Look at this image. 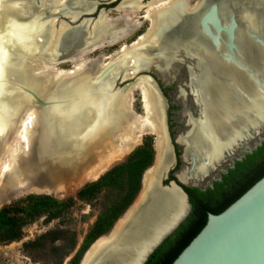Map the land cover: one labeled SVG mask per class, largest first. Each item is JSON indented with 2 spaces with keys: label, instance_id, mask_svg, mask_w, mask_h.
Returning a JSON list of instances; mask_svg holds the SVG:
<instances>
[{
  "label": "bare ground",
  "instance_id": "6f19581e",
  "mask_svg": "<svg viewBox=\"0 0 264 264\" xmlns=\"http://www.w3.org/2000/svg\"><path fill=\"white\" fill-rule=\"evenodd\" d=\"M138 1L125 0L121 2L119 16L111 17L108 14L105 18H97L95 22L85 20L77 28L76 32L84 29L86 33L85 37L79 36L71 41L72 43L84 41L83 47L75 46L68 50L70 51L68 53L73 54L71 60L67 61L72 64V70L60 69L59 65L62 63L58 66L51 65L46 59L56 57L59 53H67L61 48V40L66 39L63 35L70 29V24L56 18L45 21V17L49 10L57 5L56 10L75 21L80 11H90L87 0L53 2L45 0L38 5L37 10H34L28 1L23 2L24 12L34 14L33 21L36 26H32L28 31L16 32L7 45L0 46V60L5 64L7 74L15 81L40 91L50 99L56 97L67 100L48 109L46 117L42 119L40 111L34 107H28L26 114H22L18 128L13 132L15 138L17 131L19 132L18 139L0 162V182L6 178L20 177L18 186L23 187L27 179L29 180V175L38 172L49 177L54 175L58 181L61 173L74 170L80 160L90 157L94 152L109 146L110 149L113 148L115 154L122 144V148L118 149L129 151L137 144V138L145 132L158 136L156 162L145 175L143 191L138 201L115 225L109 236L100 239L91 247L83 264L109 262L114 255L116 257L119 251L121 252V249L123 254L125 248L138 236L153 232L154 229L159 231L169 227L186 209L182 197L176 191L166 192L157 187L159 174L170 157L163 134L162 100L154 86L147 78H141L125 93L113 89L106 81L95 86L89 85L88 75L90 78L98 75L110 61L116 59L120 61V55L125 53H133L135 60L131 63L137 70L146 69L150 63L160 70L167 69L174 58H181V50L190 55L195 52L208 57V62L211 60L218 68L219 73L215 77L210 75L208 78L209 73L202 83H198L197 75L191 73L192 87L198 86L203 90L209 107L205 126L192 125L193 129L184 140L187 153L194 152L200 156L204 154L208 158V165L201 164L194 168L193 178L201 177L209 165L218 161L223 150L232 145L240 135L242 126L249 128L255 116L263 114L258 99L259 93L252 86L249 77L220 61L221 50H214L208 46L199 26L201 18L211 6L216 5L224 17L230 14V8L241 0H199L193 6L188 0H153L147 7L145 6L144 19L150 23L148 30L138 42L129 47L124 41L128 40L141 25L137 13L141 7ZM243 1L264 8V2ZM246 29H250V25H247ZM36 37L41 38L44 44H34ZM120 43L122 44L119 49L110 54V57L101 53L95 60L89 59L95 52ZM156 51L161 57L153 60V53ZM7 52L12 55V59L9 60V56H6ZM32 59L38 61H31ZM121 66H124L123 63ZM32 71H41L46 74L42 79H46L34 78ZM78 72L80 74L77 79L70 80L71 82L66 80ZM53 77L57 79L55 82L52 81ZM119 77L121 80L131 79L135 77V73L124 71ZM220 78L224 80L219 81ZM199 79L201 81V77ZM226 87H233L235 92L222 93V88ZM136 92H140L142 96L143 115L132 109L133 95ZM3 93L2 98L0 97L1 123L11 119V115L16 111V105L21 106L26 99L24 95L10 88H6ZM102 109L105 110L104 114L99 116ZM71 140L73 142L67 145ZM17 146H22L24 151L32 152L30 158H26L27 156L19 158V152L16 154L17 150L15 151V148L18 149ZM54 177H51V180L55 181Z\"/></svg>",
  "mask_w": 264,
  "mask_h": 264
},
{
  "label": "water",
  "instance_id": "95a60500",
  "mask_svg": "<svg viewBox=\"0 0 264 264\" xmlns=\"http://www.w3.org/2000/svg\"><path fill=\"white\" fill-rule=\"evenodd\" d=\"M25 1H28L34 10H37L38 5L45 0H0V46L1 44L7 45L11 40L10 38L14 36L16 32L28 31L32 26H36L35 21H33L34 14L32 15L24 12L25 9L22 4ZM49 1L53 2L55 0ZM258 2H264V0H258ZM56 9L57 5L49 10L51 14L48 12L45 21L56 18L59 21L63 20L70 24V29L63 35L66 39H62V46L60 45L67 53H59L56 57L46 58L51 65L58 66L63 62L70 61L71 57H73V54L68 53L70 52L68 50H71L75 46H77V48L78 46H84V41H78L77 43H72L71 41L76 40L75 38L79 36L85 37L86 31L83 29L76 32L78 30L77 28L85 20L78 23L79 17L77 20L72 21L71 18L67 19L65 13ZM230 9L231 13L222 17L219 8L216 5L211 6L207 13L201 18L199 26L202 34L207 40L208 46L214 50H221L222 53L219 55L220 61L246 74L252 86L255 87L259 93L258 99L261 103L263 114L258 117L255 116L253 122V126L257 127L258 131L257 140L249 150V152H252L253 149L256 150L264 143V134L260 133L261 129L264 130V8L253 6L241 0L235 3ZM101 17L105 18L106 14ZM247 25H250V29H246ZM56 26L58 27V24H56ZM143 35L138 37L137 40L125 45L129 47L132 46L138 42ZM33 42L36 45L44 44V41L38 37H36ZM2 52L5 53L4 50ZM7 55L9 56V60L13 58L8 52L6 53V56ZM160 57L161 54L156 51L153 53L152 59L155 60ZM119 59L120 61H118V59L110 61L109 65L98 75L92 78L88 75L87 83L95 86L102 81H106L113 89L126 93L130 88L135 86L139 79L147 78L162 99L158 84L150 73L159 69L156 65L150 63L146 69L137 70L135 66H133V63H131L135 60L133 53L120 55ZM31 61L38 60L32 59ZM44 61L42 60V62ZM186 61L190 62L188 65L192 64L194 67L198 68L193 72V74L198 76H201V72L208 66L206 57L202 55L186 56L182 54L181 58H174L172 60L171 66ZM121 63H123L124 66H121ZM7 71L5 64L0 60V97L2 98L1 95L6 88H10L13 89L14 92L24 95L26 99L22 106L16 105V111L11 115V119L9 118L8 121L3 123L0 122V154L11 143L14 136L13 132L18 128L19 120L25 108L34 107L39 110L42 119L46 117L45 115L48 109L56 105H61L67 101L56 97L50 99L49 96H44L40 91H36L26 84L15 81L12 76L7 74ZM124 71L134 72L135 77L121 80L119 75ZM32 72L34 78L38 80L46 79H42L46 74L41 73V71H39L40 73L38 71ZM79 74L78 72L70 76V79L66 78V80L68 82L74 81ZM56 80L55 77L52 78V81L55 82ZM223 80V78L219 79V81ZM118 83L123 84V87L119 88ZM195 88L200 90L198 86ZM71 99L74 100V98ZM71 99L70 101H72ZM239 137L240 135L236 139ZM157 138L158 136L156 139ZM247 138H250L249 133H247ZM72 142L73 140L67 142V145ZM223 155H225L224 152H222L221 156ZM153 166L145 171L142 184L146 173L152 169ZM142 191L143 188L139 195ZM75 199H78L77 196ZM182 199L186 209L169 227L159 231L154 229L153 232H146L138 236L133 240L131 245L125 248L123 254H121L123 250L121 249V252L119 251L116 257L114 255L112 260L105 264H146L150 256L187 216L190 205L188 204L187 197H182ZM134 204L133 202L122 217L129 212ZM115 225L108 235L101 236L89 247L80 264H83L91 247L100 239L109 236ZM172 264H264V177L221 213L214 214L209 212L204 227L184 248Z\"/></svg>",
  "mask_w": 264,
  "mask_h": 264
},
{
  "label": "trees",
  "instance_id": "16d2710c",
  "mask_svg": "<svg viewBox=\"0 0 264 264\" xmlns=\"http://www.w3.org/2000/svg\"><path fill=\"white\" fill-rule=\"evenodd\" d=\"M154 150L152 139L144 140L126 161L116 165L105 173L98 181L84 186L77 192L81 201H91L102 192H115L113 200L106 199L97 219L84 239L80 253L69 264H80L87 249L101 236L107 235L133 204L141 190V180L144 172L153 164ZM264 177V143L252 154H248L242 161H237L234 168L229 169L223 176V182H217L215 189L209 190V205L207 211L202 212V219L185 232L190 225H183L182 233L167 238L150 256L146 264H172L184 248L199 233L207 222L208 213L219 214L241 197L256 182ZM76 199L58 201L49 196L31 195L21 204L6 206L0 209V245H7L19 241L24 236V226L28 219L49 213V219L58 216L57 213L69 210ZM195 206L198 202L194 200ZM76 237L70 246H76ZM60 258L68 254L62 246L55 247Z\"/></svg>",
  "mask_w": 264,
  "mask_h": 264
},
{
  "label": "rangeland",
  "instance_id": "374dc122",
  "mask_svg": "<svg viewBox=\"0 0 264 264\" xmlns=\"http://www.w3.org/2000/svg\"><path fill=\"white\" fill-rule=\"evenodd\" d=\"M128 42V40L124 41L126 44H128ZM121 44L122 43L97 51L90 56L89 59L95 60L101 53L106 55V57H110L119 49ZM206 59L208 61V57H206ZM106 63L108 64L109 61ZM59 66L60 69L64 70L73 69L72 64L69 62H64ZM201 73V76L197 75L198 83H202L204 77H207L209 73L208 78H210V75L215 77L219 71L217 66L212 64L210 60L208 66ZM199 77H201V81ZM118 87L122 88L123 84L118 83ZM104 92L102 94H104ZM25 109L23 113L26 114L28 108ZM132 109L134 112L137 111V114L143 115V103L140 92H136L133 95ZM104 111L105 110L102 109V113L100 112L101 114L99 113V116H102ZM18 133L17 131L16 138L13 136L11 143L0 154V162L6 152L15 145L19 136ZM147 134L145 132L144 135L137 138V144L129 151L119 150L118 148H122V144L117 148L115 154L113 148L110 149L109 146L94 152L90 157L80 160L78 166H76L74 170L61 173L58 181L56 179L57 177H54V175L51 177H54L55 181L51 180V177L45 174L42 175V172H38L37 174H30L29 180L27 179V182L22 185L23 187H19L18 184L21 181L20 177H18V179L6 178L0 182V209L6 206L21 204L24 199L31 195L49 196L58 201L75 199L79 190L87 184L98 180L112 167L122 163L139 145H141L143 139L152 137ZM116 146L118 145L116 144ZM17 147L19 150L15 148V151L17 150L16 154L19 152V158L21 157L23 159L26 156V158H30L32 152H27V150L24 151V149L21 148L22 146ZM48 167L49 166H47V168ZM11 186L13 189H11ZM114 197V191L108 193L104 191L95 199L88 202L76 200L74 206L70 207L69 210L57 213L58 216L52 219L48 218V212L41 216L28 219L24 226V236L21 240L7 245H0V264H69L83 248L84 239L95 223L103 203L106 199L113 200ZM138 199L139 197H136L134 203H136ZM74 236L76 237L77 244L71 249L70 243ZM59 246L64 247L65 251L68 252L66 257L60 258L57 252H53V249Z\"/></svg>",
  "mask_w": 264,
  "mask_h": 264
},
{
  "label": "flooded vegetation",
  "instance_id": "af4514ba",
  "mask_svg": "<svg viewBox=\"0 0 264 264\" xmlns=\"http://www.w3.org/2000/svg\"><path fill=\"white\" fill-rule=\"evenodd\" d=\"M87 1H89L90 11L88 12L80 11L81 12L79 15L80 19L78 23L83 19L84 20L88 19L90 21L92 20L93 22H95L102 15L105 14L106 16H108L109 14L111 17L119 16L121 12V10H119L120 6L125 0L124 1L123 0H87ZM151 1L153 0L138 1L141 7L140 10L137 11V13L141 25L140 28L128 38V40L130 39L128 44L137 40L138 37L146 33V31L148 30L150 23L144 19L145 17L144 13L146 12L147 5ZM188 1L190 5L193 6L199 0L196 1L188 0ZM66 17L67 19L69 18L67 15ZM181 54L190 56V54H188L184 50H181ZM191 55L200 56L202 54L194 52ZM189 63L190 62L188 61L179 62V64L170 66L167 69H162V70L158 69L159 71L155 70L150 72L153 78L156 80L158 87L160 89V93L162 95V99L161 98L160 99L162 100V105H163V109H162V118H163L162 123H163V132H164L163 134L166 139L168 157H170L166 161L165 166L162 168L159 174L157 187L160 190L166 192L176 191L181 197H187L188 204L190 205V209L188 211L187 216L184 218L181 224L174 230V232L169 237L171 236L175 237L176 235L182 233V231L184 230L182 228L183 225L188 224L190 218H192V220L190 222L189 228L185 232L190 230V228L195 223L201 221L202 212H204V210L207 211L208 209L209 200L207 197H209V190L215 189V184L217 182L220 183L223 182V176L228 173L229 169L234 168L237 161H242L248 154H252L255 151V149H253L252 152H249V150L252 148L253 144L257 140L258 129L257 127L253 126L254 123L250 124L249 128H244V126H242V132L240 131V137L236 139V141L233 142L232 145L228 146L226 150L225 149L223 150L225 155L220 156L218 161L214 162L212 165H209L206 173L204 172V174H202L201 177L199 176H196L194 178L192 177L195 167H198L201 164L208 165V158H206L204 154L200 156L194 152L187 153V145L184 140L195 125L205 126V124L207 123L206 117L208 116L209 107H208V101L205 99V93L203 92V90L201 88H199L200 90H197L195 87H192V82L190 81L191 73H193L198 68L194 67L192 64L188 65ZM228 91L235 92V89L233 87L230 88L226 87V89L222 88V93L225 94L228 93ZM141 112H142V106H141ZM263 131L264 130L261 129L260 133L264 134ZM247 133H249L250 135L249 139L247 138ZM147 135L152 136L150 137V139H152V145L154 150V160H153V164L151 165L153 166L157 158V151H156L157 136H154L153 134L152 135L147 134ZM144 140L145 139L142 140L141 145H143ZM124 161H126V159ZM142 188H143V184L141 180V190ZM141 190L139 191V193L141 192ZM139 196L140 195L138 194L137 197ZM194 200L198 202L197 206H195ZM182 234L184 235V233Z\"/></svg>",
  "mask_w": 264,
  "mask_h": 264
}]
</instances>
